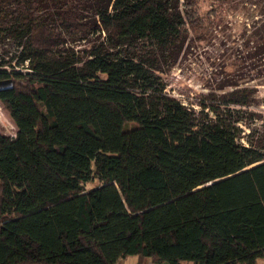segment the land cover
I'll return each mask as SVG.
<instances>
[{
	"label": "trees",
	"instance_id": "trees-1",
	"mask_svg": "<svg viewBox=\"0 0 264 264\" xmlns=\"http://www.w3.org/2000/svg\"><path fill=\"white\" fill-rule=\"evenodd\" d=\"M230 2L0 0L18 128L0 133V264L264 261V142L239 125L264 84V9L205 81L214 118L160 74L214 40Z\"/></svg>",
	"mask_w": 264,
	"mask_h": 264
},
{
	"label": "rangeland",
	"instance_id": "rangeland-1",
	"mask_svg": "<svg viewBox=\"0 0 264 264\" xmlns=\"http://www.w3.org/2000/svg\"><path fill=\"white\" fill-rule=\"evenodd\" d=\"M234 1L224 6L218 18L210 21L212 37L216 36L212 42L203 43L197 50L181 56L176 66L168 73H160L167 83L166 91L169 95L178 98L188 106H195L197 111L210 118L215 117L216 110L210 105L200 107L196 104L200 96L209 91L207 87L217 84L205 83V81L214 78V74L221 71L220 59H223L221 56L226 57L224 60L227 63L229 59L227 56L234 53L233 49L241 44L244 24L264 9V0ZM8 70L11 68L9 67ZM23 71L26 70L23 69ZM250 84L258 88L259 103L240 110L239 116L242 121L239 125L243 130L240 142L245 145H257L260 141L264 142V84ZM17 131L14 120L0 101V133L13 137ZM97 184V180L92 181L87 184V187L90 188ZM137 259L136 255L128 256L118 264H137ZM257 264H264V261L258 259Z\"/></svg>",
	"mask_w": 264,
	"mask_h": 264
},
{
	"label": "water",
	"instance_id": "water-1",
	"mask_svg": "<svg viewBox=\"0 0 264 264\" xmlns=\"http://www.w3.org/2000/svg\"><path fill=\"white\" fill-rule=\"evenodd\" d=\"M13 86L12 79L0 80V91L10 89Z\"/></svg>",
	"mask_w": 264,
	"mask_h": 264
},
{
	"label": "crops",
	"instance_id": "crops-1",
	"mask_svg": "<svg viewBox=\"0 0 264 264\" xmlns=\"http://www.w3.org/2000/svg\"><path fill=\"white\" fill-rule=\"evenodd\" d=\"M124 259V258H123ZM122 259H120L118 262H117V264L121 261ZM138 260L139 259H137V262L136 263H138ZM145 264H149V261L148 262H146Z\"/></svg>",
	"mask_w": 264,
	"mask_h": 264
}]
</instances>
